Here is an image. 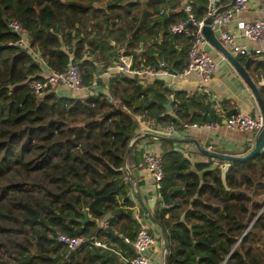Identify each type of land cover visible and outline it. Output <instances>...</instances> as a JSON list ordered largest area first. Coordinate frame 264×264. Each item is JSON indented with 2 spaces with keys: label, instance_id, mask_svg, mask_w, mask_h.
<instances>
[{
  "label": "trees",
  "instance_id": "obj_1",
  "mask_svg": "<svg viewBox=\"0 0 264 264\" xmlns=\"http://www.w3.org/2000/svg\"><path fill=\"white\" fill-rule=\"evenodd\" d=\"M190 2L193 18L203 19L206 0ZM229 3L222 0L219 8ZM181 6L182 0H0V234L11 236L0 264H127L135 255L125 241L134 238L137 223L127 194L132 183L122 168L136 137L127 165L143 159L136 116L176 130L219 117L209 105L203 114L190 112L201 104L197 97L171 91L160 79L140 83L114 72L103 83L95 75L117 61L119 47L133 55L135 68L159 69L163 61L181 71L194 36L173 33L170 25L186 21L195 30ZM10 20L21 24L51 69L61 72L76 62L83 86L96 81L92 92L67 96L48 87L41 97L32 94L27 81L43 78L41 66L26 48L6 44L18 40ZM237 61L264 78L263 60L240 55ZM259 91L264 99V87ZM168 102L179 121L165 108ZM165 142L159 187L164 264H264V150L230 162L224 185L211 161L193 164ZM84 212L90 215L85 223ZM101 220L106 229H98ZM60 233L95 237L106 247L86 244L69 252L57 240Z\"/></svg>",
  "mask_w": 264,
  "mask_h": 264
},
{
  "label": "built area",
  "instance_id": "obj_2",
  "mask_svg": "<svg viewBox=\"0 0 264 264\" xmlns=\"http://www.w3.org/2000/svg\"><path fill=\"white\" fill-rule=\"evenodd\" d=\"M222 0H206V14L205 17L199 21L193 18L191 13L190 4L184 6V11L188 13V20L195 27V38L191 42L190 47L187 51V64L181 71H170L166 68L163 61L159 62L160 68L155 69L154 67L146 66L143 68H135L132 66V60L124 52L118 54V59L111 66L105 69L108 72L109 69L121 72L127 75L137 76L139 81L142 82L143 78L155 77L158 74H171L173 80H180L186 75L195 74L200 82L208 81L214 74L216 68V62L213 55L207 52L204 48L206 43L205 39L201 35V27L204 24L206 17H211L212 14L217 10ZM257 4L264 11V0H234L233 4L224 9L222 12L214 17H211L210 26L213 31L219 30V40L222 44L230 51H237L239 54H249L250 50L255 55H264V17H255L252 20H238L235 23L233 30H227L224 27L229 25L234 16L250 4ZM186 21L180 23H174L170 25V30L173 33H188ZM217 26V28H215ZM10 30L18 36V40L15 43L7 42V45H18L19 47L26 48L33 58L40 64L42 72V79L31 78L27 81V87L29 91L36 97L43 96L48 87L64 88L68 91H79L82 89H91L96 87V81L92 82L91 87L82 85V77L79 69V65L70 60L66 64V68L59 72L51 69L46 65L44 60L40 57L39 53L34 50L30 45L29 36L23 30L21 24L16 20H10L8 23ZM246 40L248 43H254L255 46L249 49L247 45H241L239 40ZM226 125L231 129H238L241 131L253 132L255 135L261 129L263 124L262 115H239L231 114L226 118ZM187 126V124H184ZM193 126H202L205 128H213L214 122L204 123L202 125L193 124ZM209 150L212 149V145L209 144L207 147ZM143 163L148 170L152 182L159 188L160 182L163 178V161L160 155L153 152H146L143 155ZM217 169H221L218 164ZM133 217L137 222V230L132 240L125 238V241L132 246L135 251V255L126 260L127 264H149V258L146 254L147 250L154 243L153 236L148 232L146 226L143 224L142 218L139 213L133 211ZM107 221L101 220L98 222V229H106ZM57 240L61 242L67 249L72 252L80 249L83 245L93 244L99 247H106V243L95 238L80 236H71L60 233L57 236ZM165 255V252H163Z\"/></svg>",
  "mask_w": 264,
  "mask_h": 264
},
{
  "label": "crops",
  "instance_id": "obj_3",
  "mask_svg": "<svg viewBox=\"0 0 264 264\" xmlns=\"http://www.w3.org/2000/svg\"><path fill=\"white\" fill-rule=\"evenodd\" d=\"M231 1V0H230ZM186 4H190V0H182V9L184 10V6ZM221 7L220 4L218 8ZM217 8V9H218ZM188 14V13H187ZM206 14V13H205ZM167 15V14H166ZM205 17V16H204ZM255 17H264V11L257 4H250L246 9L236 14L229 25H226L224 28L227 30H233L235 28V23L238 20H252ZM182 21L176 22L180 23ZM184 22V21H183ZM189 22V20L187 21ZM174 24V23H173ZM186 26V25H185ZM193 26V25H192ZM187 27V26H186ZM188 33H184L187 36H194L196 31H192L189 26L187 27ZM194 38L191 42L194 41ZM239 43L241 45H247L249 49L255 46L254 43H248L246 40L240 39ZM204 48L207 52L214 56L216 62V68L214 74L211 78L206 82H200L198 77L195 74L186 75L180 80H174L172 83H165V86L171 91L181 90L185 91L188 96H196L197 101H200V105L196 108H191L190 112L196 111L199 114H203L202 107L209 105L211 109H213L214 114L219 117L218 121H213L215 126L213 128H205L202 126H193L194 123H184L187 126H184V131L190 133L188 137L189 140L185 141V145L181 146V143H173L171 144L175 149H180L183 155L189 159L191 163L195 162H207L211 161V165L209 168H214L212 165L215 162L222 167L224 165L223 161L212 159L203 153L202 150H209L207 147L209 144L212 145L211 150H219V149H248L252 146L255 134L249 131H241L238 129H231L226 125V118L231 114H239V115H255L254 108L249 100L251 96V91L245 85V83L241 80L237 72L233 69L231 65L219 54H217L206 42ZM143 45L141 44L138 48L134 49L133 52L141 49ZM124 52V47H119L115 53L117 56L119 53ZM133 64V55L127 54ZM241 54L238 53V56ZM249 57L254 56L258 60L264 61V55H255L252 50H250L249 54H244ZM237 56V58H238ZM115 60H112L109 66H111ZM108 66V67H109ZM42 67V66H41ZM43 68V67H42ZM106 68H101L99 66L97 70L96 78H100L103 83H106L108 78L116 72L115 70L109 69L108 72H105ZM251 68H247L250 76H252L254 82H256L258 88L264 87V78L257 77L252 73ZM42 72V69H41ZM95 78V79H96ZM148 81L152 80L151 77H147ZM140 83H143L140 82ZM103 91L107 92V89L104 88ZM55 92H58L62 95L67 96H78V97H86L89 95V89H82L79 91H68L64 88H57ZM172 99V97H170ZM172 111L171 104L169 111ZM173 112V111H172ZM171 112V113H172ZM174 114V113H172ZM176 116V115H175ZM207 116L209 114L207 113ZM177 117V116H176ZM137 120L140 122V117L136 116ZM178 118V117H177ZM179 119V118H178ZM145 124L144 122H140L141 124ZM167 128H173L172 126H164ZM144 127H150L149 124L141 125L140 130ZM175 129V128H174ZM176 130V129H175ZM197 142V143H196ZM200 147H199V146ZM169 145L165 141H158L155 139L145 138L142 139L138 144L137 148L143 152V155L146 152H153L161 156L162 149L168 148ZM162 158V157H161ZM130 169L136 168L138 170L139 179L137 180L141 195L143 197L144 203L146 204L148 199L151 197H155V202H150L152 208L150 209L155 218L161 223L163 221L159 218V211L164 205L160 202V194L159 188H157L152 179L148 170L146 169L143 159L142 162L138 164V166H128ZM220 171V169H217ZM124 179L129 182L130 180L124 175ZM128 196L133 199L134 206L132 208L133 211H137L142 218L143 224L146 228L152 231V236L154 238V243L147 250L146 254L149 258V264H161L164 260V244L161 237V232L158 227H156L151 221L148 220L146 214L139 206L133 186L128 191ZM171 206V205H170ZM89 215V214H88ZM168 216L165 215V218ZM90 217V215H89ZM134 218V217H133ZM135 220V219H134ZM136 221V220H135ZM137 223V222H136ZM163 226V225H162ZM163 228L166 231L165 226Z\"/></svg>",
  "mask_w": 264,
  "mask_h": 264
},
{
  "label": "water",
  "instance_id": "obj_4",
  "mask_svg": "<svg viewBox=\"0 0 264 264\" xmlns=\"http://www.w3.org/2000/svg\"><path fill=\"white\" fill-rule=\"evenodd\" d=\"M234 0H231L228 5H226L223 8H218L211 17L216 16L220 12H222L224 9L230 7L233 4ZM167 15L165 14L162 17V22L165 21ZM211 17H206L204 19V24L201 27V35L205 39V41L209 44V46L219 55H221L228 63L233 67V69L237 72L241 80L247 85V87L251 91V96L249 98L255 114L262 115L263 117V124L261 129L256 133L253 144L248 149H236V150H230V149H219V150H202L205 155L208 157H211L212 159L223 161L224 165L220 169V174L222 181L225 185V174L227 172V169L229 167L230 162L234 161H243L248 158H251L254 155L259 154L261 151L264 150V99L262 98L259 88L257 84L253 81L252 77L250 76L247 69L242 66L237 61L238 52L237 51H230L228 50L222 42L219 40V30L213 31L211 26L209 25L211 22ZM190 24V21L187 23ZM217 28V26H215ZM154 78L160 79L164 81L165 83H172L174 80L171 76V74H158ZM188 104L190 105V102L188 101ZM165 108L169 111L170 109V102L165 104ZM170 112V111H169ZM171 116L179 121V119L170 112ZM138 136L141 139L150 138L155 139L158 141H170L173 143H184L185 141L189 140L188 137L190 136V133L184 130H175L174 128H167L163 127L162 125H157L155 127H144L138 132ZM137 137L133 139V141L130 143L126 154L124 156V164H123V171L127 178L130 180L133 186V190L137 199V202L141 209L146 214L149 221H151L156 227L160 229L162 241L164 244V251L167 250V241H166V231L161 225V223L157 220V218L154 217L152 211L150 210L152 208L151 201L155 202L156 198L151 197V199H148L146 204L144 203L143 197L141 195L137 180L139 179L138 170L136 168L130 169L127 165V156L129 154V151L131 150L133 144L135 143ZM218 165V162H215L212 166L216 168ZM84 219L82 220L84 223L89 220V215L87 212H84ZM161 264H164V260Z\"/></svg>",
  "mask_w": 264,
  "mask_h": 264
},
{
  "label": "rangeland",
  "instance_id": "obj_5",
  "mask_svg": "<svg viewBox=\"0 0 264 264\" xmlns=\"http://www.w3.org/2000/svg\"><path fill=\"white\" fill-rule=\"evenodd\" d=\"M140 122H141V120H140ZM141 125L143 126L145 124L142 123ZM2 210L4 211L6 209L3 208ZM2 225L8 226V224H6V222H4ZM10 237L11 236H9L8 234H6V235L0 234V256L6 257L7 256V252L6 251H11V247L9 246V242L11 241Z\"/></svg>",
  "mask_w": 264,
  "mask_h": 264
}]
</instances>
